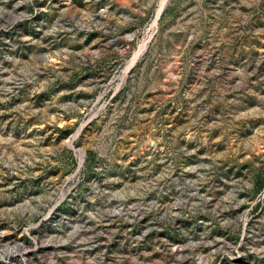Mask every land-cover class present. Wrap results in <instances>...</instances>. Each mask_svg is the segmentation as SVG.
<instances>
[{"label":"rangeland","instance_id":"1","mask_svg":"<svg viewBox=\"0 0 264 264\" xmlns=\"http://www.w3.org/2000/svg\"><path fill=\"white\" fill-rule=\"evenodd\" d=\"M0 264H264V0H0Z\"/></svg>","mask_w":264,"mask_h":264}]
</instances>
